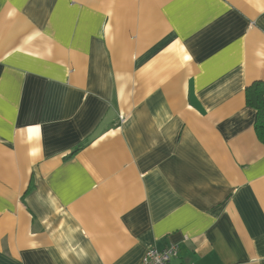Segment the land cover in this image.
Segmentation results:
<instances>
[{"label":"crops","instance_id":"1","mask_svg":"<svg viewBox=\"0 0 264 264\" xmlns=\"http://www.w3.org/2000/svg\"><path fill=\"white\" fill-rule=\"evenodd\" d=\"M264 0H0V264H264Z\"/></svg>","mask_w":264,"mask_h":264},{"label":"trees","instance_id":"2","mask_svg":"<svg viewBox=\"0 0 264 264\" xmlns=\"http://www.w3.org/2000/svg\"><path fill=\"white\" fill-rule=\"evenodd\" d=\"M246 106L255 111L254 132L264 145V82L256 81L245 88Z\"/></svg>","mask_w":264,"mask_h":264},{"label":"built area","instance_id":"3","mask_svg":"<svg viewBox=\"0 0 264 264\" xmlns=\"http://www.w3.org/2000/svg\"><path fill=\"white\" fill-rule=\"evenodd\" d=\"M178 248L176 245H168L162 250L152 248L142 258L141 264H172L177 257Z\"/></svg>","mask_w":264,"mask_h":264}]
</instances>
